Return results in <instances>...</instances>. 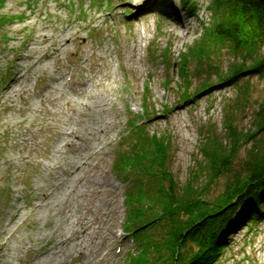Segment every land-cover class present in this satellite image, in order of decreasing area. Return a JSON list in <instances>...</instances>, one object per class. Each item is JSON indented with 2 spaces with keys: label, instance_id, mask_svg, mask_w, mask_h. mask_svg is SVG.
Masks as SVG:
<instances>
[{
  "label": "rangeland",
  "instance_id": "374dc122",
  "mask_svg": "<svg viewBox=\"0 0 264 264\" xmlns=\"http://www.w3.org/2000/svg\"><path fill=\"white\" fill-rule=\"evenodd\" d=\"M132 1L0 3V264H167L170 250L153 245L150 261H140L144 247L126 230L129 184L116 180L113 167L138 139L125 137L131 120L169 142L166 166L180 187L209 179L201 146L211 129L224 138L225 111L251 125L263 80L249 77L244 108L234 102L237 84L220 83L209 64H191L190 86L179 72L180 53L212 19L211 0H194L189 12L171 0L176 15L153 6L135 13ZM216 53L212 64L226 69L227 49ZM204 82L212 86L181 101ZM175 103L185 105L176 114ZM244 152L230 174L212 179L205 197L222 194L234 171L242 172ZM159 177L147 187L158 188ZM167 226L151 230L154 242ZM230 242L221 264H264V219Z\"/></svg>",
  "mask_w": 264,
  "mask_h": 264
},
{
  "label": "trees",
  "instance_id": "16d2710c",
  "mask_svg": "<svg viewBox=\"0 0 264 264\" xmlns=\"http://www.w3.org/2000/svg\"><path fill=\"white\" fill-rule=\"evenodd\" d=\"M193 2L182 0L188 12L195 7ZM209 10L212 19L209 24L205 22L200 39L180 53V75L190 86L189 79L194 77L191 64H209L220 83L237 84L235 105L248 107L249 77L257 76L264 81V4L259 0H211ZM224 48L230 56L226 69L218 68L210 60L218 57L216 52ZM199 70L196 69L197 73ZM241 79L247 82L244 86L239 85ZM211 86V82H204L194 94L186 92L182 100L189 102L193 96L196 99L200 91ZM256 103L249 127L240 126L237 117L227 110L224 138L214 129L205 133L201 151L208 161L205 165L209 179L201 186H195L191 180L180 187L166 166L169 142L157 139V134H150L136 120L131 121L125 137L137 134L138 139L132 147H127L125 155L116 158L113 173L123 183L131 181L125 198L129 209L126 229L136 232L139 242L143 243L145 249L143 256L138 255L140 261L149 258L153 245L157 252L170 250L164 260L167 264H221V253L228 251L233 234L240 228L252 230L256 221L264 219V209L259 205L264 204V93ZM147 144L154 146L146 149ZM243 146L242 172L234 171L222 194L209 200L205 191L212 179L231 173ZM142 159H148L149 164L141 165ZM156 176H160L158 188L147 187V179ZM236 214L237 220H234ZM164 222L168 230L161 241L154 242L149 233ZM147 261L150 258L144 262Z\"/></svg>",
  "mask_w": 264,
  "mask_h": 264
},
{
  "label": "bare ground",
  "instance_id": "6f19581e",
  "mask_svg": "<svg viewBox=\"0 0 264 264\" xmlns=\"http://www.w3.org/2000/svg\"><path fill=\"white\" fill-rule=\"evenodd\" d=\"M131 2V1H129ZM132 3L134 4H139V6H136V10L135 13H139V11H142V8H150V7H157V8H163L168 10L171 14L176 15L178 13V8L173 4V2H171V0H167V1H160V0H135L132 1ZM172 3V4H171ZM168 12V13H169ZM141 13V12H140ZM185 105H182L180 103H175L174 107L172 108L171 112H179L180 110H182V108H184Z\"/></svg>",
  "mask_w": 264,
  "mask_h": 264
},
{
  "label": "water",
  "instance_id": "95a60500",
  "mask_svg": "<svg viewBox=\"0 0 264 264\" xmlns=\"http://www.w3.org/2000/svg\"><path fill=\"white\" fill-rule=\"evenodd\" d=\"M259 1L264 4V0H259Z\"/></svg>",
  "mask_w": 264,
  "mask_h": 264
}]
</instances>
